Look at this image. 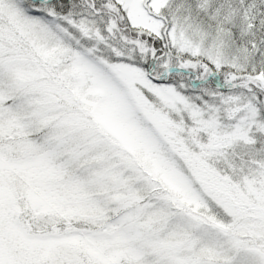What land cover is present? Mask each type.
<instances>
[{
	"label": "snow or ice",
	"instance_id": "1",
	"mask_svg": "<svg viewBox=\"0 0 264 264\" xmlns=\"http://www.w3.org/2000/svg\"><path fill=\"white\" fill-rule=\"evenodd\" d=\"M0 264H264V0H0Z\"/></svg>",
	"mask_w": 264,
	"mask_h": 264
}]
</instances>
